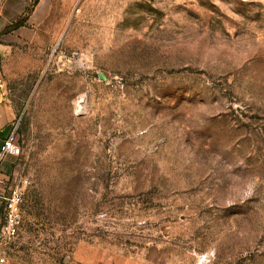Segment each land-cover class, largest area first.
<instances>
[{
	"label": "rangeland",
	"instance_id": "rangeland-1",
	"mask_svg": "<svg viewBox=\"0 0 264 264\" xmlns=\"http://www.w3.org/2000/svg\"><path fill=\"white\" fill-rule=\"evenodd\" d=\"M0 35L11 262L264 264V0H0Z\"/></svg>",
	"mask_w": 264,
	"mask_h": 264
},
{
	"label": "built area",
	"instance_id": "built-area-1",
	"mask_svg": "<svg viewBox=\"0 0 264 264\" xmlns=\"http://www.w3.org/2000/svg\"><path fill=\"white\" fill-rule=\"evenodd\" d=\"M4 84L0 78V88ZM21 148L18 144L16 127L4 141L0 149V264H7L8 249L16 245L22 223L24 190L20 181L14 176L5 177L1 165L8 156H19Z\"/></svg>",
	"mask_w": 264,
	"mask_h": 264
},
{
	"label": "crops",
	"instance_id": "crops-1",
	"mask_svg": "<svg viewBox=\"0 0 264 264\" xmlns=\"http://www.w3.org/2000/svg\"><path fill=\"white\" fill-rule=\"evenodd\" d=\"M17 117L16 107L12 104L11 101L6 99L3 94L0 92V149L4 141L9 137V135L14 130V121ZM15 156H8L1 165V172L3 176L9 177L14 170L15 166ZM1 207H0V227H1ZM7 264H24V263H13L8 258ZM66 264H103L98 262H89V263H74L72 261ZM107 264V263H105ZM112 264V263H111ZM116 264V263H114ZM121 264H139L134 262H126Z\"/></svg>",
	"mask_w": 264,
	"mask_h": 264
},
{
	"label": "trees",
	"instance_id": "trees-1",
	"mask_svg": "<svg viewBox=\"0 0 264 264\" xmlns=\"http://www.w3.org/2000/svg\"><path fill=\"white\" fill-rule=\"evenodd\" d=\"M25 22L21 21V22H17L15 25H12V27H10V29H8V32L11 31V30H15L17 29L18 27L22 26ZM0 38H1V35H0Z\"/></svg>",
	"mask_w": 264,
	"mask_h": 264
}]
</instances>
